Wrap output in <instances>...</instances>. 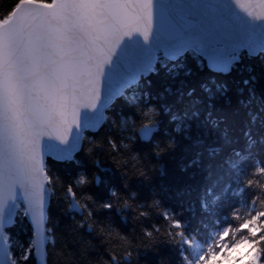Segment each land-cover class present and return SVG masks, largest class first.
<instances>
[{
  "label": "snow or ice",
  "instance_id": "6c2138e0",
  "mask_svg": "<svg viewBox=\"0 0 264 264\" xmlns=\"http://www.w3.org/2000/svg\"><path fill=\"white\" fill-rule=\"evenodd\" d=\"M253 59H260L264 69V0H18L0 17V264H48L57 240L47 209L59 193L67 210L82 217L80 227L87 225L91 232L96 225L102 241L110 242L111 232L98 221L97 212L111 211L116 204L85 195L90 186L106 181L94 172L91 178L80 173L73 183L64 184L48 162L79 163L76 156L85 142L89 157L103 152L105 145L94 144L84 133L104 125L106 112L118 99L126 100L132 111L121 116L120 130L128 135L120 137V146L111 137L107 140L112 153L127 149L125 140L138 139L152 146L157 160L189 147H203L208 154L207 163L197 152L180 165L188 183L178 195L195 190L196 200L181 201L180 210H172L157 193L148 206L163 209L159 215L168 224L165 235L180 264H207V257L241 243L255 249L249 264H260L264 234L257 238V232L264 233V223H259L264 211L255 209L259 197L253 186L264 191V184L254 179L264 176V157L259 155L264 151V88L258 93L256 87L264 81V70L257 72L245 62ZM205 69L240 77L235 92L247 109L245 147L226 155L221 140L230 143L227 133L210 139L209 132L223 123L212 115L217 104L232 102L226 82L201 83L204 110L195 107L200 103L196 98L182 114L173 113L166 102L152 104L151 94L142 90L151 87V75L163 73L165 86L158 100L174 94L194 97L196 88L190 85ZM163 116L173 125L171 131L163 128ZM157 133L166 137L163 143L154 140ZM93 162L99 172L109 171L99 160ZM128 167L125 161L122 169ZM140 176L149 179L147 171ZM127 178L125 171L122 179ZM107 191L120 201L116 188ZM231 197H244L249 218L242 223H234L241 220V204H232ZM225 198L231 215L216 224L225 215ZM123 206L135 210L127 199ZM21 212L31 223L32 236L17 252L6 229ZM148 215L139 212L140 217ZM197 217L212 229L194 228ZM243 229L246 234L226 239ZM154 232L161 229L145 230L144 235L152 238ZM108 255L106 264H131L130 247L112 249Z\"/></svg>",
  "mask_w": 264,
  "mask_h": 264
},
{
  "label": "trees",
  "instance_id": "16d2710c",
  "mask_svg": "<svg viewBox=\"0 0 264 264\" xmlns=\"http://www.w3.org/2000/svg\"><path fill=\"white\" fill-rule=\"evenodd\" d=\"M17 2L18 0H0V17L10 12ZM245 62H250L257 72L264 70L261 68L260 59ZM149 78L152 81L151 87L145 86L142 90L151 94V103L159 106L161 103L166 102L171 107L172 112L177 114H182L185 110H188L196 98H199L200 103L196 104L195 107L204 110L206 95L200 88L201 83H208L210 81L226 82L232 89L229 93L232 102L230 105L224 102L217 104L212 115L214 118L222 119L223 123H221L219 129L209 127L210 139H215L217 136H222L225 132L227 133L230 143L225 144L221 140V144L224 145L225 155L230 149L239 150L245 147L244 129L247 120L245 115L247 109L241 107L238 103L240 97L236 95L235 89L237 87L236 81L240 77L236 73L223 75L205 69L197 77L194 85H190V87L194 86L196 88L194 97H189L186 94L183 96L174 94L167 96L165 101L157 99L165 86L164 74H153ZM173 87L175 88V85ZM256 87L259 93L264 88V81ZM184 91L186 93L187 89ZM136 94L139 95V93ZM247 97L248 93L245 90L243 98L247 99ZM127 103L124 99H118L106 112L108 120L104 125L96 132L86 131L84 133L94 144H104L105 148L103 152H99L94 157H89L87 154V142H85L86 147L84 151L77 153L76 156L79 163L76 161H54L51 158H49L48 162L51 172L59 176L64 184L73 183L80 173H84L91 178V175L95 172L101 176L102 180L106 181V184L90 186L85 195H91L94 200H98L101 203L103 201L100 200V197L103 196L104 199H112L116 204V208L111 211L99 209L97 212L98 221L107 226L108 231L111 232L110 242L102 241L96 225H93L91 232L87 228V225L80 227L79 222L82 217L67 210V203L61 198L62 193H59L50 199L47 209L51 221L49 226L53 227L57 240L55 251L48 257V264H106L109 259L108 253L110 250L122 251L124 247H130L132 251V256L130 257L131 264H180L173 243L165 235L168 224L159 215L163 209L149 208L148 206L154 203L153 196L157 193L162 198L163 205L172 210H180L181 201L186 203L188 200H196L198 192L195 190L191 195H178L179 190L188 183L187 175L181 172L180 165L182 162L186 163L197 152L203 153L205 163L208 162L209 157L203 147H189L186 151L177 149L174 155L169 154L164 156L162 160H157L153 157L152 146L138 139L130 143L125 140L124 143H128V148L124 149L121 147L118 153H112L110 147L107 146L108 138L111 137L120 146V137L128 135V133L121 132L120 130L122 114L126 117L132 111L127 107ZM161 119L163 120V128L171 131L173 125L169 123L168 116H163ZM137 127H139V122L137 123ZM253 132L255 135L260 134L256 129ZM154 140L163 143L166 137L162 133H157L154 136ZM259 155L264 157V151H261ZM133 157L137 159L133 160ZM94 160H99L101 167L107 168L109 171L107 173L99 172L95 167ZM125 161L129 162V167L122 169ZM137 163L139 165L146 164L147 167L133 168L132 165ZM253 166L249 164V167ZM161 169H163V174H161ZM125 171L128 175L126 180L122 179ZM140 171H147L149 179L142 178ZM249 178L253 177L250 176ZM254 179L258 180L260 184H264V176L255 177ZM122 185L127 186L126 190H122ZM108 187L117 189L121 197L120 201L117 202L108 195ZM253 187L259 197L255 209L256 211H264V205L260 203V201L264 200V191H261L256 185ZM133 194H135L134 197ZM125 199L134 206V211L124 208L123 201ZM243 200L244 197H231L232 204H241L237 209L241 214V220L234 221L236 224L242 223L243 220L249 218L247 209L242 206ZM229 202V199L225 198L222 209L225 215H221L220 220L215 221L216 224L226 219L227 215H231ZM140 211H148L149 215L147 217H140ZM259 223H264V218ZM192 226L194 228L212 229L210 223H201L199 217L192 221ZM23 227L29 229L24 217L20 220V224L14 223L6 229L11 241H22L25 238L24 235H31V231L29 230L23 234ZM154 227H159L161 232H154L152 238L146 237L144 235L145 230L153 231ZM246 233L247 229H243L241 233L233 232L232 235H234L235 239ZM201 234L203 235V233ZM262 234L264 233L258 232L257 238ZM121 237L126 239L122 240ZM261 246L264 247V244ZM246 264H249V261ZM260 264H264V257H262Z\"/></svg>",
  "mask_w": 264,
  "mask_h": 264
},
{
  "label": "rangeland",
  "instance_id": "374dc122",
  "mask_svg": "<svg viewBox=\"0 0 264 264\" xmlns=\"http://www.w3.org/2000/svg\"><path fill=\"white\" fill-rule=\"evenodd\" d=\"M133 95V92L128 93V96L131 97ZM23 213H19V215L15 218V222L17 224H20V220L23 218ZM13 223V224H14ZM29 229L26 228H22V232L23 234H25L26 232H28ZM258 233V232H257ZM24 240H19V241H11L10 243L13 244L15 250L17 252L20 251L19 249V245L20 244H25L27 245V243L29 242V239L31 238V235H24ZM226 239H234V235H231L230 238H226ZM243 246H245L247 249L244 253H241L238 249H234V251L230 248V249H226L223 252H221L219 255H215L213 257H207V264H246L248 261H250L252 259L251 253L253 251H255V249L249 245V244H245V243H241Z\"/></svg>",
  "mask_w": 264,
  "mask_h": 264
},
{
  "label": "water",
  "instance_id": "95a60500",
  "mask_svg": "<svg viewBox=\"0 0 264 264\" xmlns=\"http://www.w3.org/2000/svg\"><path fill=\"white\" fill-rule=\"evenodd\" d=\"M211 71V70H210ZM98 130V129H97ZM97 130H95V131H93V130H88L89 132H96ZM60 162H62V161H60ZM50 202V201H49ZM48 206H49V204H48ZM75 214H77V213H75ZM77 215H79V214H77ZM24 219H25V221L27 222V224H28V226H29V228H30V231H31V236H32V226H31V223L29 222V220H28V218H26V217H24ZM13 225V224H12ZM12 225H10L9 227H11ZM8 227V228H9Z\"/></svg>",
  "mask_w": 264,
  "mask_h": 264
},
{
  "label": "bare ground",
  "instance_id": "6f19581e",
  "mask_svg": "<svg viewBox=\"0 0 264 264\" xmlns=\"http://www.w3.org/2000/svg\"><path fill=\"white\" fill-rule=\"evenodd\" d=\"M236 249H238L241 253H244L247 248L245 246H243L242 244H240V246ZM232 250L234 251V249H232Z\"/></svg>",
  "mask_w": 264,
  "mask_h": 264
}]
</instances>
